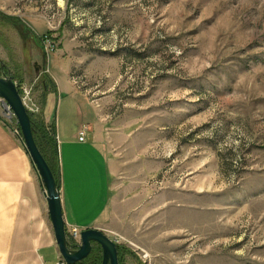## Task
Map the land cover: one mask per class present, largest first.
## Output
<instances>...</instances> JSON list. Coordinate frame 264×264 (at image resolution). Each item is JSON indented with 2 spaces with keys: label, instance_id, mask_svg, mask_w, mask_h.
<instances>
[{
  "label": "rangeland",
  "instance_id": "374dc122",
  "mask_svg": "<svg viewBox=\"0 0 264 264\" xmlns=\"http://www.w3.org/2000/svg\"><path fill=\"white\" fill-rule=\"evenodd\" d=\"M55 52L96 111L119 264H264V0H0V75L40 119Z\"/></svg>",
  "mask_w": 264,
  "mask_h": 264
},
{
  "label": "crops",
  "instance_id": "0c3cea01",
  "mask_svg": "<svg viewBox=\"0 0 264 264\" xmlns=\"http://www.w3.org/2000/svg\"><path fill=\"white\" fill-rule=\"evenodd\" d=\"M53 57L59 73L50 68L49 73L56 89L43 93L40 116L55 129L66 229L94 228L113 239L106 232L112 202L110 158L98 135L96 111L70 80V60L57 52ZM60 256L41 179L20 137L0 120V264H57Z\"/></svg>",
  "mask_w": 264,
  "mask_h": 264
},
{
  "label": "water",
  "instance_id": "95a60500",
  "mask_svg": "<svg viewBox=\"0 0 264 264\" xmlns=\"http://www.w3.org/2000/svg\"><path fill=\"white\" fill-rule=\"evenodd\" d=\"M0 97L12 109L21 132L23 145L45 189L49 215L59 252L67 264H76L89 256L93 243L102 250L101 264H119L115 240L103 231L89 228L80 231L79 241L71 248L62 212L60 193L55 176L38 148L32 132L30 115L25 108L19 90L10 75H0Z\"/></svg>",
  "mask_w": 264,
  "mask_h": 264
},
{
  "label": "trees",
  "instance_id": "16d2710c",
  "mask_svg": "<svg viewBox=\"0 0 264 264\" xmlns=\"http://www.w3.org/2000/svg\"><path fill=\"white\" fill-rule=\"evenodd\" d=\"M44 93L47 91H54L55 90V86L54 87H47V83H45L44 85ZM30 115V119H31V127H32V132H33V137L34 140L38 146V148L40 149L42 155L44 156L45 160L47 161L48 165L50 166L56 182L58 184V173H59V169H58V165H57V160H56V156H57V150H56V141L53 138V135H51L47 130H46V126L43 122L42 119L34 117L33 115ZM54 130V131H53ZM52 132L55 133V129L52 126ZM46 151H50V155L51 158H49V156H47ZM118 247V252H121V246H117ZM98 250H92L91 253L89 254L88 257H86L85 259H83L81 261V263L83 264H100L101 263V256L98 255Z\"/></svg>",
  "mask_w": 264,
  "mask_h": 264
},
{
  "label": "built area",
  "instance_id": "2783aa9c",
  "mask_svg": "<svg viewBox=\"0 0 264 264\" xmlns=\"http://www.w3.org/2000/svg\"><path fill=\"white\" fill-rule=\"evenodd\" d=\"M21 98H22L23 104H24L25 108L27 109V111L34 112L37 110V107L35 106V104H33L30 101V98L28 97V92H26L25 95L21 96ZM13 118H14V113H13L12 109L5 103L4 99L0 97V120L6 126H8L7 123H10V120ZM12 131L16 136L20 137V132H19L18 128H13ZM84 131H85V127L80 132V134L81 135L84 134ZM67 232H68L67 234H68L70 239H72L74 241L79 240L80 230L77 227H71ZM57 264H66V262L60 256Z\"/></svg>",
  "mask_w": 264,
  "mask_h": 264
}]
</instances>
